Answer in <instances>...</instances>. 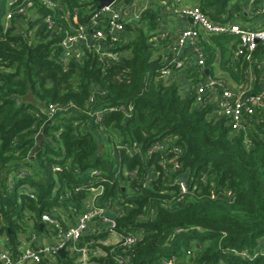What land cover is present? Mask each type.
Returning <instances> with one entry per match:
<instances>
[{
    "label": "trees",
    "instance_id": "obj_1",
    "mask_svg": "<svg viewBox=\"0 0 264 264\" xmlns=\"http://www.w3.org/2000/svg\"><path fill=\"white\" fill-rule=\"evenodd\" d=\"M9 1L0 0V236L11 257L22 252L18 237L27 221L38 228L48 213L66 228L62 216L73 221L92 189L102 186L97 203L120 209L115 231L142 232L132 246L100 245L106 254L92 258L97 264H116L117 256L125 264H264L256 254L264 247V109L255 108L245 130L231 132L213 102L198 103L193 90L182 92L173 77L178 69L162 75L167 59L160 49L167 44L158 0L110 46L118 62L87 47L63 62L58 41L65 21L36 0L29 25L14 17L6 26L5 12L14 8ZM195 1L210 20L226 22L247 0ZM261 1L252 0V7ZM63 3L82 15L94 0ZM47 14L57 29L40 23ZM230 38L207 35L206 68L219 53V67L233 72ZM185 73L195 83L205 76L197 66ZM49 103L59 107L52 116ZM128 105L127 117L120 107ZM94 111H101L98 119ZM39 133L44 139L34 151ZM163 141V150H153ZM133 142L139 151L127 152L123 146ZM150 172L155 176L145 184ZM180 176L187 188L182 196ZM37 264H73V256L68 250Z\"/></svg>",
    "mask_w": 264,
    "mask_h": 264
},
{
    "label": "built area",
    "instance_id": "obj_2",
    "mask_svg": "<svg viewBox=\"0 0 264 264\" xmlns=\"http://www.w3.org/2000/svg\"><path fill=\"white\" fill-rule=\"evenodd\" d=\"M36 0H10L8 5L14 3V8H8L4 15L5 24L12 18L18 17L20 25H29L37 16ZM91 2L92 0H83ZM45 7L52 8L57 12V15L63 19L66 26L63 28V35L58 41L60 48V60L68 61L73 56H80L82 48L87 47L93 49L107 59L118 62L119 53L109 51L112 44L120 42L126 38V24L138 20L141 12L146 7H140L137 0H112L110 3L100 5L99 1L94 0V3L86 4V9L82 15L76 8L69 9L63 0H39ZM170 12L176 17L186 20L191 19L192 26L182 29L174 39L170 46V52L165 54L167 64L162 68V75L169 76L172 70L182 67V61L178 60L175 55L185 45L196 54V65L199 70H204L206 56L199 42L201 34H227L234 37L236 42L235 55L251 59L253 53L259 45H264V26L259 27H244L237 22L226 21L217 22L210 20L198 4H189L187 0H175L169 7ZM260 12L264 13V0L259 8ZM84 18V20H81ZM40 23H44L47 30L57 29V23L54 20V15H45ZM35 26L30 30L29 34H33ZM105 42H109L105 46ZM197 83H192L188 90H193L195 93V101L198 103L208 101L207 94L218 93L216 110L227 119V125L231 132L245 130L246 118L255 112V108L261 107L264 109L261 94H251L250 87L247 82L239 89L232 90L225 86L221 79L210 75L201 77ZM125 116H130L132 107L128 105L120 107ZM59 107L49 103L46 105V112L52 116ZM101 111H94L91 116L99 118ZM167 142H156L153 145V150H163ZM119 147V145H118ZM127 152H138L139 145L133 142L131 146H123ZM58 169V167H55ZM92 173H96L93 171ZM155 175L153 172L148 174L145 184L148 183ZM177 184L180 189V196L187 193L186 181L180 176L177 179ZM96 191L92 199L86 202L84 211L78 215L74 224L62 228L58 225V221L51 217L48 213H42L41 219L50 225L57 228L55 240L52 244L37 248H28L19 253L16 259L12 258L10 253L0 251V261L4 264H23L27 262L39 263L44 256L57 255L58 249L61 248L67 240L71 243L66 247L68 250L77 249V243L83 233L86 231L91 220L97 219L100 224H104L110 231H115L116 222L104 215V211L108 207H101L97 203V198L103 191V187L99 186L92 189ZM181 197L177 198L179 201ZM116 206L115 204H113ZM112 207V206H111ZM110 207V210H111ZM120 234L121 246L128 247L134 245L140 239V233ZM241 256H247L244 251L239 252ZM256 254L264 258V247L260 248ZM116 264H125V259L115 257ZM86 264V263H83ZM161 264H173L170 261L164 260Z\"/></svg>",
    "mask_w": 264,
    "mask_h": 264
},
{
    "label": "crops",
    "instance_id": "obj_3",
    "mask_svg": "<svg viewBox=\"0 0 264 264\" xmlns=\"http://www.w3.org/2000/svg\"><path fill=\"white\" fill-rule=\"evenodd\" d=\"M139 5L140 1H143L145 7L149 0H137ZM170 1V3H168ZM175 0H158L157 4L160 5L161 14L163 15L161 23V38L165 39L167 46L160 49V53L165 55L170 52V46L173 44L175 36L184 28L192 26V22L189 19L182 20L170 12V5L174 3ZM252 0H247L243 12L241 14H236L229 21L237 22L244 27H259L264 26V13L259 11L261 3L255 8L251 5ZM189 4H198L195 0H187ZM143 5V6H144ZM199 5V4H198ZM231 36V35H230ZM207 40V35L201 34L200 36V46L203 50V41ZM228 46L231 49L230 60L227 66H230L233 72H229L226 69L223 70L219 67L220 64V54L217 53V56L210 64V67L204 68V73L206 75L213 76L215 78L221 79L225 86L229 89L236 90L244 85L245 82L250 87L251 94H261L262 102H264V47L262 44L259 45L256 51L253 53L251 59H245L244 57H238L235 55L236 42L233 36H231ZM206 56V55H205ZM175 57L182 61V67L173 72V77L180 79L181 90L182 92L188 91V88L191 86V79L186 78L185 68L195 67L197 56L190 49L188 45L182 47L175 55ZM172 74V73H171ZM202 79V78H201ZM218 99V93H209L207 94V100L213 102L216 106ZM25 192H30V188L24 187L22 189ZM96 193L94 191L88 200L92 199L93 195ZM98 200V199H97ZM85 202V204H86ZM111 213L115 216L120 214V209L118 206L112 205ZM79 215V214H78ZM78 215L73 221H70L68 218L62 216V220L66 225H72L75 223ZM43 223L41 226L39 224L38 228H34L32 222L29 220L26 223L25 231L19 234L18 240L19 245L18 249L23 251L28 248H37L41 246L50 245L55 240L54 229L50 227V224L40 221ZM99 221L93 219L89 222L86 231L83 233L81 238L77 243V249L69 250L70 255L73 256V264H97L92 261L93 257H99L105 255V251L100 247L102 246H114L120 243V234L116 231H110L106 228L104 224H97ZM6 238L0 236V251L8 252L5 243ZM261 243H264V239L261 240ZM45 259L49 257V260H53V256H44ZM23 264H36L33 262H27Z\"/></svg>",
    "mask_w": 264,
    "mask_h": 264
},
{
    "label": "water",
    "instance_id": "obj_4",
    "mask_svg": "<svg viewBox=\"0 0 264 264\" xmlns=\"http://www.w3.org/2000/svg\"><path fill=\"white\" fill-rule=\"evenodd\" d=\"M97 1H99L100 5H105V4L110 3L112 0H97ZM150 2H151V0L148 1L147 5H146V8L149 7ZM189 21H191V19H189ZM120 68H122V66H120ZM43 139H44V135H43V133H39V134L36 136V145H35V149H34V151H37V150L40 148V143H41V141H42ZM104 215L107 216V217H109V218H111V219H115V217H116V216H115L113 213H111L109 210H105V211H104ZM40 225L42 226L43 223L41 222ZM70 243H71V241H70V240H67V241L65 242V244H64L61 248L58 249L57 254H58V256H59L60 258H63V257L67 254L68 249H67L66 247H67Z\"/></svg>",
    "mask_w": 264,
    "mask_h": 264
},
{
    "label": "rangeland",
    "instance_id": "obj_5",
    "mask_svg": "<svg viewBox=\"0 0 264 264\" xmlns=\"http://www.w3.org/2000/svg\"><path fill=\"white\" fill-rule=\"evenodd\" d=\"M141 3H140V7H142L143 5H144V3H143V1H140Z\"/></svg>",
    "mask_w": 264,
    "mask_h": 264
}]
</instances>
